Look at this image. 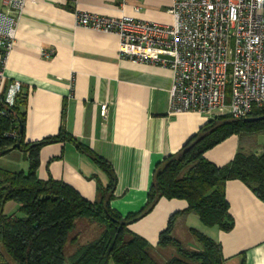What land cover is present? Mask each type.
Returning a JSON list of instances; mask_svg holds the SVG:
<instances>
[{
  "label": "crops",
  "instance_id": "0c3cea01",
  "mask_svg": "<svg viewBox=\"0 0 264 264\" xmlns=\"http://www.w3.org/2000/svg\"><path fill=\"white\" fill-rule=\"evenodd\" d=\"M169 5L170 0H28L2 66L4 84L17 80L23 86L24 141L54 136L61 129L90 148L113 170L110 207L122 216L144 206L156 163L177 153L211 117L170 112L172 71L121 57L117 35L78 26L75 13L171 23ZM239 139L230 135L204 157L216 166L227 164L240 150ZM38 161L39 179L61 181L90 202L96 199L97 183H108L106 174L68 141L42 146ZM27 166L18 149L0 156V168L26 171ZM224 195L233 220L229 231L206 227L188 213L176 219L173 236L197 248L189 233L194 228L220 244L222 264H264V202L236 179L226 181ZM186 207L185 200L160 198L128 229L164 262L168 247L157 246L159 234L168 218Z\"/></svg>",
  "mask_w": 264,
  "mask_h": 264
},
{
  "label": "trees",
  "instance_id": "16d2710c",
  "mask_svg": "<svg viewBox=\"0 0 264 264\" xmlns=\"http://www.w3.org/2000/svg\"><path fill=\"white\" fill-rule=\"evenodd\" d=\"M73 1V0H69ZM5 53L0 51V69ZM10 83V82H9ZM9 83L0 93V156L18 137L19 120L22 125L20 147L28 166L26 171L0 168V264H64V247L77 236L69 237L77 219H87L101 228L100 235L81 245L71 256L69 264H222L220 244L194 228L190 235L198 244L188 248L172 234L177 218L188 213L197 215L202 225L222 231L232 228L224 186L228 180H240L264 202V151L260 154L237 151L227 164L216 166L204 153L230 135L264 131V118L246 122L229 116H213L191 135L175 153L156 163L144 206L125 216L110 207L115 175L110 165L86 145L60 131L38 141L23 139L25 114L20 105L25 101L22 91L13 105L4 101ZM264 115L253 111L251 116ZM15 131L16 136H8ZM71 142L86 154L108 178L106 186L99 182L96 199L90 202L67 184L36 176L38 156L42 146L57 142ZM160 198L182 199L187 207L172 214L166 228L159 234L157 246L172 248L175 255L164 262L153 256V247L141 236L132 233L128 225L148 213ZM18 210L5 213L7 202ZM19 212V213H18Z\"/></svg>",
  "mask_w": 264,
  "mask_h": 264
},
{
  "label": "built area",
  "instance_id": "2783aa9c",
  "mask_svg": "<svg viewBox=\"0 0 264 264\" xmlns=\"http://www.w3.org/2000/svg\"><path fill=\"white\" fill-rule=\"evenodd\" d=\"M28 0H0V51L14 44ZM171 23L78 11V26L119 37L118 53L172 71L170 112L231 119L264 110V0H170ZM44 55L51 52L45 51ZM2 63V66H3ZM4 75L0 69V93ZM22 84L13 80L4 101L13 105ZM102 115L106 105L100 106ZM5 111L0 109V117ZM8 136L15 137V131Z\"/></svg>",
  "mask_w": 264,
  "mask_h": 264
},
{
  "label": "rangeland",
  "instance_id": "374dc122",
  "mask_svg": "<svg viewBox=\"0 0 264 264\" xmlns=\"http://www.w3.org/2000/svg\"><path fill=\"white\" fill-rule=\"evenodd\" d=\"M240 137V150L244 153H257L260 154L264 151V131L263 132H253V133H240L238 135ZM22 159L20 158L17 164H20ZM18 205L12 201L6 203L4 211L9 214L12 212L17 213ZM19 213V212H18ZM101 233V228L95 224L90 222L87 219H77L75 221V225L70 232L69 237L77 236V239L74 242L66 243L64 247V256L65 263L69 264L71 256L75 253V251L86 243L91 242L96 239ZM166 256L171 257L175 255V251L172 248H166L163 250ZM158 261H163L162 258L157 257ZM108 264H113L112 261H109Z\"/></svg>",
  "mask_w": 264,
  "mask_h": 264
},
{
  "label": "water",
  "instance_id": "95a60500",
  "mask_svg": "<svg viewBox=\"0 0 264 264\" xmlns=\"http://www.w3.org/2000/svg\"><path fill=\"white\" fill-rule=\"evenodd\" d=\"M263 118H264V115L251 116V117L244 118L243 120L246 121V122H250V121L260 120V119H263ZM17 123H18V137H17V141L12 146L2 150L1 153H3V154H5L6 152H8L10 150H13V149H19V147H20V136L22 134V125H21V122L19 120L17 121Z\"/></svg>",
  "mask_w": 264,
  "mask_h": 264
}]
</instances>
